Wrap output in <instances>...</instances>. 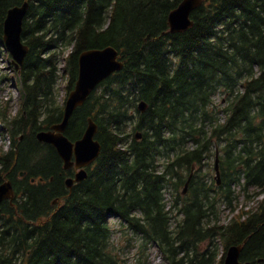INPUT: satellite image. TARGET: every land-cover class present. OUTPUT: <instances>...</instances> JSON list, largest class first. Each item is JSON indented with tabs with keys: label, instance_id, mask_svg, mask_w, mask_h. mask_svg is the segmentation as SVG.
<instances>
[{
	"label": "trees",
	"instance_id": "1",
	"mask_svg": "<svg viewBox=\"0 0 264 264\" xmlns=\"http://www.w3.org/2000/svg\"><path fill=\"white\" fill-rule=\"evenodd\" d=\"M25 1L20 111L9 118L0 101L12 145L0 153V184L15 188L1 204L0 264H126L112 217L129 241L141 239L137 264H149L151 243L168 264H224L228 248L243 242L240 260L264 264V197L227 223L221 215L222 205L238 208L241 193H264V0H204L194 25L175 34L168 16L181 0H0V50L8 9ZM108 45L124 67L66 130L76 140L92 117L102 151L70 189L74 169L37 134L63 119L60 78L68 95L80 53ZM217 151L220 184L210 160Z\"/></svg>",
	"mask_w": 264,
	"mask_h": 264
},
{
	"label": "water",
	"instance_id": "2",
	"mask_svg": "<svg viewBox=\"0 0 264 264\" xmlns=\"http://www.w3.org/2000/svg\"><path fill=\"white\" fill-rule=\"evenodd\" d=\"M203 3L204 0H181L178 6L169 13V32L172 34L182 33L192 27L194 21L191 18V14ZM29 6L28 1L12 6L8 9L4 19V43L13 57L16 68L19 70L29 52L28 44L22 39L24 20ZM123 67L124 61L120 58L118 49L113 45L82 51L79 56L78 78L74 88L67 97L62 121L54 124L51 129L41 130L37 134L40 141L50 143L56 148L66 169L75 167L74 177H69L66 180V184L70 189H72L74 183L83 181L88 177L86 167L92 165L102 151V143L97 138L98 123L92 117H89L83 135L76 140H71L66 135L70 119L74 111L86 102L90 94L102 81L115 72L122 70ZM138 109L141 112H145L148 109V103L144 100L140 101ZM141 137L142 133L137 132L136 138L141 139ZM215 161L216 179L218 183H221L219 152H217ZM32 180L34 181L35 178ZM190 180L191 177L185 184L184 192L187 191ZM14 196L15 189L11 180H6L0 184V211L2 202L5 199L12 201ZM245 243L230 246L227 250L224 264H244L240 260V256Z\"/></svg>",
	"mask_w": 264,
	"mask_h": 264
},
{
	"label": "rangeland",
	"instance_id": "3",
	"mask_svg": "<svg viewBox=\"0 0 264 264\" xmlns=\"http://www.w3.org/2000/svg\"><path fill=\"white\" fill-rule=\"evenodd\" d=\"M4 57L6 56L4 55ZM1 65L3 66L4 64L1 63ZM59 66L63 68L64 61H61ZM59 85H60L59 102L62 104L65 101L67 95V78L65 76H62L60 78ZM18 88H19L18 85H16L14 82L12 86L11 84H9V86H5L4 88H2L0 92V98L2 99L4 98L5 100L9 92H13L14 96L16 97L14 98L12 95L13 100H11V115L14 114L16 115L21 108L20 93L18 91L19 90ZM11 146H12L11 138L8 133V130L4 127H1V123H0V153L1 151L8 152ZM210 160L214 165L215 157H212ZM204 167L207 168L208 166H204ZM212 176L215 178V170L213 169H212ZM236 190H239L238 187H236ZM166 196L168 203L172 204L174 200L173 194L171 192H167ZM262 197H264V193L261 194L259 197L252 196L250 198L244 196V194L241 193L238 200L239 203L238 208L234 212L225 205L221 206L222 222L227 223L236 213H238L240 209L249 210L251 208H254L255 206H257V199H261ZM111 224L115 230L114 232L115 242H117V244L122 246L125 250L124 257L126 259V264H137L138 252H140V248L142 244L141 239L138 240V237H134L131 241H129V237L133 236V234L131 232L125 233L124 231H121L122 224L119 218L112 217ZM223 253H224L223 246L222 244H220L218 258H220L221 255H223ZM144 257L147 259L149 264H168L164 261V258L161 255L159 247L153 243L149 244L147 246V249L144 250Z\"/></svg>",
	"mask_w": 264,
	"mask_h": 264
}]
</instances>
